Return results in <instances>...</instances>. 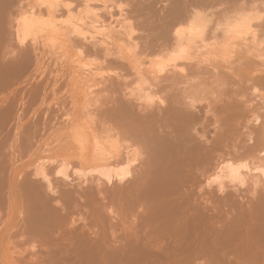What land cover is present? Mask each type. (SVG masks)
<instances>
[{
    "label": "bare ground",
    "instance_id": "obj_1",
    "mask_svg": "<svg viewBox=\"0 0 264 264\" xmlns=\"http://www.w3.org/2000/svg\"><path fill=\"white\" fill-rule=\"evenodd\" d=\"M21 1L22 3H24L23 2L24 0H20V2L18 3L15 0L11 2V3L16 2L15 4L19 5L18 9L15 6L17 10L13 6L14 7L13 10H16L15 12H17V16L19 19L13 18L16 13L11 14V12H8L9 10L14 12L12 10L13 7L11 3H10L11 9H9V7L7 6L9 2L6 4L8 9L6 8V6L4 7L3 4L1 5L2 7L0 6V9L4 7L3 8L4 10L6 9L8 10V11H4L2 9L4 13L1 12L2 10H0V14L3 13L4 16L5 15L7 16V19L4 17L5 21L8 20V16H9L7 15V12L10 15H14L12 16V18L16 20L15 22L17 24V26H15L16 37L18 41L23 45L24 41L22 40V36L20 32L21 31L23 32V29L28 30L32 26L31 18H27L26 15L27 14L35 15V13L32 10L33 8L32 6L27 10L23 5L21 6L22 4ZM248 1H250V5L256 3L255 2L256 0H253L254 2L252 0H248ZM3 2L5 3L7 1L3 0ZM168 2L169 4L172 2V4H170V6L169 5L167 6L165 4L168 8L166 6H163V9L164 7H166L167 8L166 10L165 9L162 10L161 9L162 7L157 8L158 10L160 9L159 11L163 13V15L161 16L159 14L160 12L157 13V10L156 11L154 10V7L156 6L154 2V7L152 9L154 10L153 15L156 13L159 14V16L162 17V18L159 17V20L161 19L162 22H159L158 18L155 19L156 22L158 21L157 23L155 22V20L152 21V19L155 18L157 14L154 15V17H151L152 16L151 14H150L151 16L148 15V17L150 16L149 17L150 21H148L147 16H146L147 18L144 16L145 17V18L143 17L144 21L145 19H147L146 20L147 22L145 21L146 23L143 20H142L143 22L141 21L142 18H139L142 17L141 15L142 13H138L139 15H137L136 13L137 17L136 15L134 16L133 14V16L136 19L132 18L133 16L132 17H129L127 15L123 16V20H121L120 18L121 21L117 22V25L121 29L120 31H117L119 37L117 34H116L117 37H115V35L111 36V31H110L111 29L109 28H112L114 31V27H107V25L106 26L103 25L102 22H101L102 25L101 23L100 24L97 23L99 24L98 27L99 28L101 27V29L103 30L102 32L103 33L105 32L103 35H107L105 36L107 38H104L103 36L102 39L98 38L99 39L98 40L97 38H94L96 37V35L92 37L90 34V39L94 42V43H92V41L90 42V44L92 43L91 44L92 48H90V50H87L85 49L86 47L85 46V47H80L78 49L77 66H78V61H79V65L81 66L80 62L82 63L83 59L85 58H90V57L94 58L93 60L96 62L97 60L101 59L100 64L97 62V64H94V67H92L91 69L81 70L83 75H80L82 74L80 71L81 68L80 66H78L79 67L78 70L80 72V73L78 72L79 73L78 76L80 75V77L86 76V78L87 77L90 78L88 79L91 80L89 82H92V80L94 81L96 80L97 81L95 82L96 85H99L101 82L103 84L101 85V87L103 88L109 86L106 88L107 91L105 90L106 91L105 93H107L106 96L105 93L103 94L102 92L103 89L101 90V88L98 87L99 88L98 91L101 90V93L96 90L98 92L97 94L100 93V96L103 94V96L108 98V99L105 98L106 99L105 103H104V97L101 98L103 105L107 104L106 101H108V104L105 105V107L101 104L100 108H102V111H99V115H98V111L93 109L94 111H96L97 115L96 114L95 115L97 116V118L103 116V118L102 117L99 118L102 121L105 118L103 121L105 123H103L104 126L102 128L100 126L99 127L97 126L101 124H95V125L93 124L95 129L97 127L98 131L97 130L96 131L99 134H96L95 132L96 135H94L93 137L88 136L86 132H84V129L85 127L87 128L89 124L85 125L84 123L76 120L77 118L73 119L71 117L72 119H67L70 116L66 117V121L68 120L67 122L65 121V119H63V121H58L56 119L58 121V122L56 121V123H52V121H55L54 119L46 120L42 122L43 125L42 123L41 124L39 123L40 126L42 125L44 126V128H46V126L48 127L50 126L49 129L50 130L53 129V131L52 134L51 132L49 133L51 135H47L46 137L47 139L45 140V142L48 141L49 139L51 140V138H54V140L47 143L48 145L50 144L52 146L56 144L55 142L58 143L61 142L60 136L62 135L56 136L55 134V132H57V130L59 129L58 125H61L63 127V130H66L67 132L65 136L63 135L65 137V139L62 138V140L64 139L63 142L65 143L66 139L67 140L70 139V141H67V144L63 143L62 145H67V146L69 145V147L72 149L71 151L72 153L69 152L70 153L69 154L66 153V151H63L64 148H66L67 146H60L61 144L60 145L57 144L58 148L59 147H63V148L55 149L56 147L55 148L49 147L47 148L49 152L47 155L39 156L31 163L28 162L17 165L18 164L17 161L12 162L11 169L6 167L7 165L5 161L7 159L6 157H4V153L7 155L8 153L3 152V149L5 147L4 148L2 147L4 146L3 143H1L3 138L1 139L0 155L2 152L3 154L0 157V242L5 240L6 242L11 243L13 245V248H18L17 246L21 247L22 245H26V243H29V246L31 248H34L33 252L35 254H36L35 248L38 249L41 246L43 247V245H48V247H50L51 250L50 251L51 253L48 252L50 254L47 255L46 253L47 256L45 258L44 256L40 257L38 254L37 255L39 257H37V255H34L33 252L30 254L31 256H26L27 254L26 255L24 254L25 247L23 248L22 246L21 252L20 250L18 251H15L16 249L14 250L15 253L16 254L18 253L20 256L18 257L16 256L17 257L16 259L9 258L10 262L87 264V263H110L115 260L118 261L120 260L126 263H163L171 260L163 257V254L168 250H172L174 252H183L189 249H193L202 253V256H204L203 259L204 263H230L231 257H234L237 263H264V199L259 198L256 195L254 196L253 194V197H251L253 200H251L250 198L251 203L248 202L249 200L248 199L246 200L248 204L244 206V204L242 203L243 200H240L239 198L241 202L238 200L235 201V203L233 202L232 210L230 211H229V207L227 209L224 207V206L226 207L228 206L227 202L226 203L224 202L223 203L224 206L222 205L223 207L217 205L215 210L218 209V214L212 216L209 213L212 208L211 205L206 206L203 201L205 198H207L203 194V192L205 191H203L202 188L198 190L196 188L197 186L199 187L202 181H206V183L209 186V191H208L209 195L207 199L213 198L215 196L216 189H218L219 191L224 190L225 185L222 183L219 185H215L216 183L215 179L212 178L215 177V174H218L219 172H220V176L224 177V169L226 168V166H221L219 164L220 163L219 155L221 153H225L231 150L235 152L243 150L241 148L243 146L244 147L247 146V144L244 141L247 140L246 138H244L245 136L248 138L250 142V144H248L247 146L248 149L254 148V150L257 151L258 153H261L262 149L264 150V118H263L264 116L260 117L263 114L260 115L258 112V109H260V105L264 104L262 103V101H264V45H262V48L260 47L262 44L261 42H263L264 39L263 38L264 14H262L264 13V11L263 12H261V10L258 11L256 8L258 5H256V7L254 5H252L253 7L244 5L247 3L246 0H191V1L171 0V2L169 0ZM218 3L221 4L218 5ZM233 3H235L234 4L235 7H233L234 6L232 5ZM236 3L237 5L238 4L239 5L237 6ZM245 6L247 8H250V10L246 9ZM252 11L253 13L255 12L256 13L253 15L251 13ZM150 13L152 12L150 11ZM37 14L38 15L40 14V10L38 13H36V15ZM251 14L254 17L253 16L251 17ZM2 18L3 17L1 16L0 22L2 21L1 23H3L1 27H3L5 23V21H3ZM10 18L11 16H9V19ZM217 18L223 19L224 21L223 20H221L222 22L218 21L221 24L216 23L215 21H214L215 23L212 22V20ZM251 18L252 20H254V22L257 21L256 22L258 23L257 26H259V29L262 28V30L259 29L257 30L256 29L257 26L255 24L254 25L252 24L253 27L255 26V28L253 29V31L251 30V28H253L250 24L252 23ZM149 22L150 23L153 22V26H151L152 24L150 25ZM90 23L84 22V24L89 26L90 28L89 31L90 30L93 31V29H91V24L93 22L91 24ZM114 23L112 26H114ZM147 23L150 25V26L148 25L149 27L146 26ZM210 23L216 24L215 26L216 28L214 27V30L212 31H209L210 29H213L210 27L211 26ZM94 24L95 23L92 24V28H94L93 27L95 26ZM87 26L85 27L86 30L88 28ZM243 27L248 28L247 30L246 29L244 30L248 31L250 29V31L248 32L244 31L246 33L243 34L240 33V31L243 32L242 29ZM99 28H96V30L98 29L97 31L101 35L100 32L101 30ZM219 30H221L222 32V34L220 32L221 35L217 33ZM137 31L145 34L139 33L136 36H134V34ZM207 31L209 32L207 33ZM251 31L252 33L248 34ZM259 31L260 32L262 31L261 34ZM109 32L110 35H108ZM238 32L241 36L238 35ZM90 33L92 32L90 31ZM235 33H237V36L238 37L240 36V38L247 37L249 35L248 38L250 39L252 38L250 45H252L253 47V48L249 47L250 49H253L251 50L252 60L251 57L247 59L251 61V62L249 61L247 62L249 64L247 65L250 67L248 68L247 65L245 66L247 67L245 68L247 69L246 71L249 72V77L247 76L248 79H245L246 77L244 78L242 76L244 78V79L242 78L244 81L242 82L241 81L242 79H240V81L238 79L239 83L237 79H235V81L233 80L234 76L238 78L237 76L238 74L236 75L233 74L234 71H237L238 68L236 67L235 69L233 65L235 61L237 64L241 60L237 58L238 62L237 59H235L234 62L229 61L228 63H225V65L227 64L226 69H228L229 71L227 70L228 72L226 73V71L224 72L223 70V72L228 74L229 80L231 77V82H230L227 79L228 76L227 75H226L227 77L224 76V74H221L222 71L219 70L222 68L223 65L221 67L218 66V64H216L217 61H215L213 57L215 55L216 58L217 54H220L222 51L226 50L230 46L229 37H231V35ZM205 34H208L207 37H205L206 36ZM261 35H262L261 38L262 41H260ZM83 39L88 41L89 34L88 36H86L85 33ZM95 39L97 40L95 41ZM246 40L243 42L247 43L248 41L246 42ZM252 42H255V47L257 45L256 42H258V45L260 44L259 47L261 49L256 47L259 49V51L257 50V52H255L256 48L253 46L254 44ZM249 43L250 41L247 43L248 46ZM236 44L237 43L233 45L231 44L232 45L231 49ZM95 45H100L102 49H98L97 48L98 46L96 47ZM243 46L245 45L244 44L241 45V47ZM4 47L3 49H5ZM94 47L96 49H93ZM237 49L235 48V50ZM242 49L240 48V52ZM247 52L249 53L250 51H245V52L242 51L244 55ZM208 55L210 57L212 56L213 58L208 57ZM247 55L248 57L251 56L250 53ZM247 55L245 57H247ZM23 56L24 57H22L21 54L20 57H15V59L10 60L8 62H3L0 59L2 61L0 62V85L4 83L3 79L5 78L4 80H6V78H8L10 74L16 69L19 62L21 64L25 63L26 61L25 55ZM255 59L256 60L260 59L259 63H257L258 61L256 62ZM244 60L247 61L246 59ZM253 60L256 63H253L254 62ZM138 61L141 65L144 63L148 65V68L147 69L145 68L146 70H144L147 73L146 78H145V72L143 71L144 68H139L140 65L139 67L133 65L134 62L138 64ZM230 62L233 63V65L230 64V66L231 65L233 66V69L231 67H228V64ZM243 63L241 65L246 64L245 62ZM82 65L83 66L81 67H85L87 66V63L84 62L82 63ZM127 65L136 67V69H134L135 70L134 74L137 76V77L135 76L136 80L133 79L134 77L132 76L133 70L131 71V69L133 68H131L130 66H128L129 68H131L130 75L132 77H130L131 78L130 81H129L130 78H128L129 73L125 72L126 74H128V76H125V73H122L124 70L127 71L126 70ZM105 73L108 76L107 78L108 79L110 78L109 80L105 78L104 75ZM148 74L150 78L149 86H147L148 85L147 81H149V79L147 78ZM231 74L233 76H231ZM240 75L242 74L240 73ZM243 75H247V74H243ZM76 79H79L78 81H80V78H76ZM85 80L81 82H86L87 80L86 81ZM106 80L108 83L107 86L105 84L106 82L104 83V81ZM138 80L142 84L145 83L147 89L149 88L148 89L149 91L145 90L146 94L145 96H143L144 98L138 92V98L140 99L139 97L140 95L143 99H145L146 106H144L143 101H142L143 104L142 103L138 104V100H139L138 98H137L138 99L137 104H135L134 101H133L134 103L131 102V100L129 99L131 98V96L132 99L137 97L135 95L136 93L134 94V90L136 91V89L133 88L129 91V88L131 84H133ZM228 81L230 83L232 82L237 83V86L236 84H234V86H236V89L239 88L238 84L239 86H241L242 83L245 82L246 85L250 84V86L247 85L248 87H246V90L247 88L248 90L249 89L253 90V93L255 95H253L252 100L254 101V98L256 97L262 99V101L261 99H258V102L256 101V104L257 103L260 104L259 106L258 104L256 105V108H258L257 111L256 108L255 110L253 109L255 106L251 107L249 101L244 100L246 99L245 97L243 99V95L245 94L246 91L243 94H241L242 93L241 91H243L242 87H240L237 90L239 93L236 92L235 94L236 96H234L233 94L235 93L234 91L236 90V89L234 90L235 87L228 83V87L233 88V89L230 88L233 91L230 92L231 90L228 89V87H226L227 84L225 83L226 84L225 87L227 88V90L225 89L226 92L224 91L223 88L224 82H228ZM209 83H213L215 85L214 87L212 84L214 90H217L215 92L223 96V97L217 96L222 98L221 101L228 96L226 94H230L229 95L230 98H228V100H231V103L233 101L232 96L234 100L236 99V101H234V103L232 104L228 102L227 99H226L227 101L223 100V102L220 104L221 106L220 105L217 106V100H216L217 97L215 98L213 97L216 100L215 101L214 99H212L216 103V104L214 103V105H216L218 108L217 109L215 107L217 112H215L214 111L215 109L211 107L213 103L212 104L209 103L207 105L211 107L210 110L213 109L214 111L211 112L210 110H208V112L209 113L211 112L212 114L213 113L216 114L215 115L216 119H214L213 121L209 119L210 118L209 116L208 118L207 117L205 118L201 115L202 113L201 111L205 110L204 108L205 106L203 107V104H201L200 102L199 103L202 106H199L198 99L200 97L205 98L203 96L204 95L203 92L195 93L196 89L200 90V88H197V86L198 87L202 85L204 86V84L206 88L205 90H209L208 88H210L209 86H211V84L208 85V88L206 86ZM138 84L137 86L140 85ZM104 85L106 87H104ZM132 86L134 87V85H131V87ZM193 86H195L194 88L196 89L193 90V88H191ZM217 86L218 89L216 88ZM83 87H85V85H83ZM92 87L93 86H91V88ZM213 87L211 88V90H209V94L210 93L213 94L214 92L212 90ZM91 88H90L91 93L95 92V90H92ZM143 88L141 87V89ZM188 88H191L194 92L192 91L191 94L188 93L187 91ZM220 88L223 89L222 92L224 93L219 92L221 91ZM227 91H229L230 93H228ZM257 91L259 92V94ZM108 92L116 97L111 96L110 98V94ZM116 93L118 95H116ZM199 94L202 95L200 96ZM217 94L215 93V95ZM238 94H241L239 95V98L240 97L242 98V101L240 98L241 102L238 99ZM199 100L202 101L201 99ZM259 100L261 101L260 103ZM99 102L101 103V101ZM246 102H248L249 107H251L252 109L246 106L247 105ZM242 103L244 104L246 103V105H241ZM98 107L99 106H97V108ZM107 107L108 110L106 109ZM240 107L243 108L242 110L245 111L248 110V112L246 113L245 111L242 112ZM245 107L249 108L252 111V113L250 112L249 109L247 108L245 109ZM103 108H105L108 113L106 111H105L106 113H104ZM231 108H233L234 110L232 109L231 111ZM239 110L242 112V114L245 113L246 115L250 112L249 115L250 114L253 115V116L250 115L252 117V121L250 119L252 123L250 122L251 124H249L248 128L246 127L247 129L244 128L245 127L244 122H246V120H244L243 117L239 118L240 117L239 115H241ZM87 112H89L88 109ZM229 112H231V118L227 117L230 115ZM253 112L257 113L258 115L256 114L257 116H254ZM234 113L237 114L236 119L232 120V116L235 117ZM92 114L89 115L87 114V115L90 116ZM107 114H108V118L104 116ZM2 115H0V119H3V117L1 118ZM4 115L6 114L4 113ZM66 115L68 116L70 114H66ZM87 115H85V117ZM245 115L243 114L242 116ZM213 116L214 115H212L211 119L215 117ZM62 117L63 116H61V118ZM85 117H83V119ZM91 118H94L93 115ZM105 120L108 122L106 123ZM234 120H236L238 123L235 121V124H233ZM240 121H242V124L239 123ZM2 122H4V120L0 121V128L5 126L6 123H9L6 122L2 125ZM86 122L88 123L87 120ZM212 124L215 125L213 126V129L215 130L217 128V131L211 130L210 133V128H212L210 127V125ZM30 125H32V123ZM239 125H241V127ZM242 125H244L243 128ZM247 125L248 124H246V126ZM33 126H36V124ZM19 129L21 130V128H18V130ZM237 129L238 132L235 135H238V137L240 138L239 136L241 133V131H239L240 129L243 131L241 133L242 134L241 136L243 138L240 140L241 142L239 141L238 145H235L237 143L234 142H237L236 139L238 137L235 139V136L232 135L237 131ZM247 131L248 134L246 133ZM27 133H29V131L25 133V135H27L28 137L29 134ZM20 134H22L21 131ZM210 134H211V138L209 139ZM16 136H18L17 133H15L14 137L16 138ZM20 136L21 135H19V137ZM30 137L28 140L25 141L28 142L29 140L31 141L34 139V138L30 139ZM58 137H60V139H58ZM8 138L11 137L8 136ZM91 138L96 139L93 146H90ZM231 138H234L232 143H231L232 140ZM19 139L17 137V140ZM17 140L15 139V141ZM20 140L22 141V139ZM242 140L244 141V144H242L243 143ZM3 141L7 142V140L4 139ZM27 142L26 143L23 142L26 147L28 144ZM12 143H14L13 140ZM108 143L112 144L114 147H116V144L119 143V146L123 147L121 148V150L123 149L124 151L123 152L121 151V153L119 152V154L121 155L118 158L115 157V159L112 160L113 158L111 159V157H108L107 150L110 147L107 150H105L106 148H104V146H106ZM240 143L243 146H241ZM33 144L35 145L36 143ZM112 145H108V146L113 147ZM28 146L30 147L31 145L28 144ZM26 147H24L23 149L25 150ZM30 148L33 147L31 146ZM70 148H68V150ZM247 148H245L244 150H247ZM23 149H20V152L21 150L23 151ZM20 157L22 156L20 155ZM8 159L11 162L12 159L9 157ZM30 165H33L32 166L33 169L31 170L28 168L30 167ZM7 168L10 170H8ZM244 168H246V171L247 170L249 171L250 167L248 168L245 165ZM227 170L230 171L235 181H237V184L243 186L248 181L247 176L250 175L248 174L249 172L247 174H243L241 172L242 170L240 171L239 168H234L232 164L228 165ZM254 170L260 171L259 172L260 175L264 176V168H262L261 166L258 165L255 168H250L251 172ZM92 171L97 172L99 176L98 177L94 176L95 178L93 176L90 177L89 174ZM74 174L78 176L75 177ZM72 175L74 177H72L71 179L70 177ZM100 175L104 176L105 178L104 177L101 178ZM251 175L253 176L254 174ZM256 176L257 175H254L253 177ZM77 178L79 179V182L77 183L80 186H82L81 184H83V182L85 183L86 181H88L86 182L88 184L89 180H91L89 185L91 183L93 184L92 181L94 182L96 181V183L98 182V184L101 186L103 184H107V185L110 183L111 185L115 184L116 186L115 185L114 186L116 188L118 187L119 189L124 188L121 192L125 191V193L129 198L131 197L134 198V201L135 198L139 195L140 196L138 197L139 201L142 199L143 207L146 209L145 211L144 210L143 211L147 214L146 220H143V222L146 221L144 225L146 226V228L147 227L150 228L151 236H149V233H147L148 236L147 235L139 236V233L136 231H134L136 232L134 233L132 230H135L136 228L138 230L139 224H141L142 221L141 223L137 222L138 223L137 227L135 226L136 223L133 222L132 224H134L135 228L131 230L132 234L127 233L128 229L126 228L127 232L124 234H127L126 237L129 235L127 237L128 239L123 237L126 239L125 243L122 242L123 243L122 245L116 246L113 249L115 253H113L112 256H109L108 251L105 248H103L102 241L104 239L97 238L96 237L97 233H95L96 236L93 233V235L96 237L93 240H91L89 237L86 236L87 239H90L87 240L85 236H78L79 235L78 234L76 235V237L73 236L71 238L70 237L67 238L68 240H66L65 242H60L57 240H55L54 242L53 235L55 234L54 232H57L56 228L58 230L59 225L61 224L64 225L65 221H69L66 218L67 215L65 214V212L63 211L64 214H62V212L59 211L60 209H62V207L60 208V205L57 206L60 203V201L58 200L60 197H62L63 199L65 197H69L68 196L69 191L68 190L64 191L66 189H69L65 185H68L71 181L76 180ZM68 179H71L70 182L67 181ZM249 179H251L250 176ZM60 184H62V186ZM59 185L61 186V188L65 186L62 193L59 192L60 190H56L57 187H59ZM253 186H254V190L252 189L253 187H251L250 189L253 190V193L254 192L258 193V191H256L258 190L257 186H259L258 182L255 181ZM73 187H74V183H73ZM232 191L235 193V196L236 193L238 194L240 192L239 195L241 194V190L237 186H234ZM58 192H59L58 195L59 198L57 200L55 193ZM136 192H138L137 195L135 194ZM125 193H123L122 195H124ZM130 194L132 195L131 197L129 196ZM62 198L60 199L64 201ZM138 198H136L137 201ZM55 199L59 202L58 204L56 203L57 201ZM123 199L127 200L128 198L124 197ZM131 199L128 200L130 201ZM54 202L57 205H55ZM65 202L67 201H64V204ZM68 203L69 202H67V204ZM206 203L208 204V202ZM61 204L63 203L61 202ZM4 207L10 211L9 214L14 210L18 211L19 216L25 214L23 215V217H20L21 219L20 222L21 221L23 222L18 227V229L12 230L13 228H11L10 223H8V217H6L7 219H5L4 217L6 215L3 217V215L1 214V211L5 209ZM66 208L68 207L65 206L63 210L65 209L66 213L68 214L69 210H67ZM71 211L74 210L71 209ZM139 213H141V211ZM219 217L222 218L221 221ZM24 221L26 222L25 226H23ZM67 224L69 223L67 222ZM16 225L18 226V223L15 224V226ZM63 225H61V227ZM144 225L141 224L140 226L145 227ZM245 225L247 226V228L250 229H247ZM61 227H59L60 230ZM236 229H240V230L236 231L237 232L236 233L235 232ZM139 231L141 232V229H139ZM59 234L58 235L56 234V237L59 236ZM67 235H65V237ZM57 239L58 240L61 239V241H64L65 238L63 236V237H58ZM47 250L49 249L47 248ZM230 254L232 256H230ZM190 258H186V257L178 258L176 259V262L179 261L180 263H191L197 260L194 258L191 259Z\"/></svg>",
    "mask_w": 264,
    "mask_h": 264
},
{
    "label": "rangeland",
    "instance_id": "obj_2",
    "mask_svg": "<svg viewBox=\"0 0 264 264\" xmlns=\"http://www.w3.org/2000/svg\"><path fill=\"white\" fill-rule=\"evenodd\" d=\"M4 1H7V2H3V0H1L0 1V6L3 4L4 5V7L6 6V4H7V6L9 7V9H11V4H12V7L14 6H16L17 7V9H18V7H19V5H17V4H15L16 2L18 3V2H20V0L18 1V0H15L16 2L15 3H11L12 1H14V0H10V1H8V0H4ZM153 0H24L23 2L24 3H22V1H21V3H19V4H21V6L23 5L24 7H25V9L27 10L28 8H31V6L33 7L32 8V10H33V12L35 13V15L34 14H27L26 16H27V18H31V22H32V26L28 29V30H24L23 29V32L21 31L20 32V34H21V36H22V40L24 41L23 42V45L18 41V39H17V37H16V27L15 26H17V24H16V20H14L15 18L16 19H19L18 18V16H17V12H15L17 9H16V7H15V9L16 10H13L14 9V7L12 8V10L14 11V12H12V11H8L7 9H8V7L6 6V10H4L3 8V10L4 11H8V12H11V14L12 13H16L15 14V16L14 15H10L8 12H7V15H9V16H11V18H12V16H14L12 19L10 18L9 19V16H8V20L7 21H5V18L7 19V16L5 15L4 16V12H3V10L2 9H0V10H2L1 12H3V13H1L0 14V18H1V16L3 17L2 19H3V21H5V23H4V26L3 27H1V25H3V23H1L0 24V27H1V29H0V59L3 61V62H8V61H10V60H13V59H15V57H20V55L22 54V57H24L23 55H25V63L22 65L20 62L18 63V66L16 67V69L10 74V76L8 77V78H6V80H4L3 79V81H4V83H2L0 86V115H2L1 116V118L3 117V119H0V121H2V120H4V122H2V125L4 124V123H6V122H9V123H6V127L5 126H3L4 127V130H3V127L2 128H0L1 130H0V142H1V139L3 138L4 140H7V142L6 141H3V139H2V142L1 143H3V145L4 146H2L4 149H3V152H6V153H8V155L7 154H5L4 153V157H6V161H5V163H6V167H8V168H10L11 169V166H12V162H15V161H17L18 162V164L17 165H19V164H23V163H28V162H33V160H35V159H37L39 156H42V155H47L49 152H48V149L47 148H52V147H56L55 149H61V148H63V147H57L58 145L57 144H61L60 146H67V145H62L64 142V139H65V134H67V132H66V130H63V127L61 126V125H58V130H57V132H55V134H56V136H60V135H62V136H60L61 137V139H60V137H58V139H60L61 140V142L60 143H58V142H55L56 144H54V142H53V144L54 145H48L47 143H49L50 141H52V140H54V138H51V140L49 139L48 141H46L45 142V140L47 139L46 137H47V135H51L52 134V131H53V129H49V127L48 126H46V128H44V126H42L43 125V123L42 122H44V121H46V120H55V121H52V123H56V121L58 120V121H63V119H65V121H66V117H69V118H67V119H76V120H78V121H80V122H82V123H84L85 125H88V127L86 128L85 127V129H84V132H86V134L88 135V136H91V137H93L94 135H96V134H99L97 131V127H96V129H95V127H94V125L95 124H101V125H97L98 127L100 126L101 128L104 126V124L103 123H105V122H103L104 121V119H103V121L102 120H100L99 118H103V116H101V117H99V118H97V114H96V111H98V115H99V111H102V108H100V106H101V104H102V99L101 98H103L104 97V103H105V98H107V97H105L106 96V94L107 93H105L107 90H106V88L107 87H109V86H107L108 85V83H107V80L106 81H104V83L106 84V86L104 85V87H106V88H103V87H101V85H103L101 82H100V86L99 85H96V83L95 82H97L96 80L94 81V80H92V82H89V81H91V80H88V79H90V78H86V76H84V77H80V75H83V73H82V71L81 70H83V69H91L92 67H94V64H97V62L100 64V61H101V59L100 60H97V62L96 61H94L93 59L94 58H85V59H83V61H82V63H84V62H86L87 63V66H85V67H81V66H83L82 65V63L80 62V64H81V66L79 65V61H78V66H80V71H81V73L82 74H80L79 76H78V74L80 73L79 72V70H78V66H77V53H78V49L80 48V47H85V49H87V50H90V48H92L91 47V44L92 43H94L91 39H90V34H91V36L92 37H94V35H96V37H94V38H100V39H102L103 38V36H104V38H107V37H105V36H107V35H103L104 33L102 32L103 30L101 29V27L99 28L98 27V25L102 22L103 23V25H107V27H114V31H113V29L112 28H109V29H111L110 31H111V36L112 35H115V37H117V31H120L121 29L119 28V26L117 25V22H119V21H121V20H123V16H129V17H132L133 16V14H134V16L136 15V13H137V15H139L138 13H142L141 15H142V17H139V18H142L141 19V21L143 20L144 21V18L147 16L148 17V15H150L151 17H154V15H156L158 12H160L157 8H161L162 10H166L168 7V5L170 6V4H172V2H171V0H170V4H169V0H158V1H153ZM188 1H191V0H188ZM248 0H246V2H247ZM253 1V0H252ZM3 2V3H2ZM154 2H155V4H156V6L154 7ZM254 2V1H253ZM253 2H251V3H253ZM256 3L255 4H251L250 5V1H248L246 4H244V5H246V6H251V7H253L252 5H254L255 7H256V5H260L259 6V9H258V6L256 7L257 8V10L258 11H260L261 10V12H263L264 11V8H263V3H264V0H256L255 1ZM260 2V3H259ZM11 3V4H10ZM168 3V4H167ZM259 3V4H258ZM15 4V5H14ZM144 4V5H143ZM150 4V5H149ZM151 4H152V6H151ZM167 6H166V5ZM219 4H221V3H218V5ZM235 3H233L232 5H234ZM147 5V6H146ZM217 5V4H216ZM231 5V6H232ZM236 5H237V3H236ZM239 5V4H238ZM237 5V6H238ZM262 5V6H261ZM163 6H166V7H164V9H163ZM222 6V5H221ZM224 6H226V5H224ZM245 6V8L246 9H249L250 10V8H247ZM2 7V6H1ZM153 7H154V10L156 11L157 10V13L156 14H154L153 15V13H154V10H152L153 9ZM217 7H219V6H217ZM233 7H235V5L233 6ZM254 7V8H255ZM139 8V9H138ZM219 8H221V7H219ZM253 8V9H254ZM31 10V9H30ZM34 10H36V11H34ZM38 10V11H37ZM39 10H40V14L38 15H36V13H38L39 12ZM152 12V13H150V11ZM161 10V11H162ZM252 10V9H251ZM141 11V12H140ZM143 11V12H142ZM149 11V12H148ZM254 11H256V10H254ZM164 12V11H163ZM250 12V11H249ZM6 13V12H5ZM145 13V14H144ZM149 13V14H148ZM162 12H160L159 14H160V16L161 15H163V13L161 14ZM253 15L256 13H253V11L251 12ZM3 14V15H2ZM123 14V15H122ZM159 14H157L158 15V17H157V15H156V17L155 18H151L152 19V21H154L155 19H157L158 18V21L159 22H162L161 21V19L159 20ZM251 14V17L253 16ZM261 14V13H260ZM262 14H264V13H262ZM137 15H136V17H137ZM122 16V17H121ZM132 17V18H135V17ZM145 16V17H144ZM149 16V17H150ZM5 17V18H4ZM144 17V18H143ZM146 17V18H147ZM149 17H148V21H150L149 20ZM254 17V16H253ZM33 18V19H32ZM111 18V19H110ZM120 18H121V20H120ZM160 18H162V17H160ZM99 19V20H98ZM109 19V20H108ZM119 19V20H118ZM136 19V18H135ZM13 20V21H12ZM98 20V21H97ZM115 21V23H114V21ZM147 19H145V21H146ZM221 20H223V19H214V20H212V22H216V23H219ZM250 20V19H249ZM251 20H252V18H251ZM34 21V22H33ZM142 21V22H143ZM144 21V22H145ZM157 21V22H158ZM219 21V22H218ZM224 21V20H223ZM84 22H87V23H95L94 25L95 26H93L94 28H92V24H91V29H93V31L92 30H90L92 33H90V31H89V26H87L86 24H84ZM110 22H113L114 23V26H112L113 25V23H110ZM147 22V21H146ZM145 22V23H146ZM155 22H156V20H155ZM156 22V23H157ZM214 22V23H215ZM222 22V21H221ZM249 22H251V21H249ZM257 22V21H256ZM256 22H254V20H252V23H250L251 24V26L253 27V25L255 24L256 26L258 25V23H256ZM97 23H99V24H97ZM102 23H101V25H102ZM105 23V24H104ZM149 24L151 25V26H153V22L152 23H150L149 22ZM148 23H147V27H149L150 25H149ZM219 24H221V23H219ZM253 24V25H252ZM110 25V26H109ZM116 25V26H115ZM149 25V26H148ZM155 25V24H154ZM210 27L211 28H213V29H208L209 31H212V30H214V27L216 26V24H212V23H210ZM88 27L87 28V30H86V28L85 27ZM97 26V27H96ZM116 27V28H115ZM119 29H118V28ZM208 27H209V25H208ZM258 27V28H257ZM256 27V29L258 30L259 29V26H257ZM85 28V29H84ZM96 28H99L101 31V35H100V33H98V29L96 30ZM216 28V27H215ZM249 28H250V26H249ZM255 28V26L253 27V28H251V30L253 31V29ZM95 29V30H94ZM243 29V32L242 31H240V33H246V32H248V31H250V29L248 30V31H246L248 28H246V27H243L242 28ZM244 29H246V30H244ZM264 29V28H263ZM108 30V29H107ZM259 30H262V28L261 29H259ZM109 31V30H108ZM116 31V32H115ZM209 31H207V33L209 32ZM244 31H246V32H244ZM252 31L251 32H249L248 34H250V33H252ZM107 32V31H106ZM138 32V31H137ZM135 33L134 34V36H136L137 34H139V33H141V32H138V33ZM220 32H221V30H219L217 33H219V35H221L222 34V32H221V34H220ZM260 32V31H259ZM262 32V31H261ZM261 32H260V34H261ZM86 33V36H88V34H89V39H88V41H86V40H84L83 39V36H84V34ZM107 34V33H106ZM117 34V35H116ZM141 34H145V33H141ZM247 34V35H248ZM259 34V33H258ZM98 35V36H97ZM108 35H110V32H109V34ZM206 36L205 37H207V35L208 34H205ZM210 35V34H209ZM238 35H240L239 34V32H238ZM246 35V36H247ZM233 36V37H232ZM241 36V35H240ZM240 36L238 37L237 36V33H235V34H232L231 35V37H229V47L226 49V50H224V51H222L220 54H217L216 55V58H217V60H216V58H215V55L213 56L214 57V60L215 61H217L216 62V64H218V66H222V70L221 69H219L220 71H222L223 72V70H224V72L226 71V73L229 71L228 69H226V65H225V63H228L229 61H232V62H234L235 61V59H239V60H241L239 63H240V65H239V63H237L236 64V61H235V63H234V65H233V63H229L228 64V67H231L232 69H233V66H234V68L236 69V67L238 68L237 69V71H234V75H236V74H238L237 76H238V78L237 77H233V80L235 81V79H237V81H238V79H239V81H240V79H242L243 77L245 78V79H248V77H249V72H247L246 70L247 69H245V68H249L250 66H248L249 64L247 63L249 60H247L248 58H250L251 57V60H252V55H251V50H253V49H250L251 47H252V45H250L251 44V41H252V38L250 39V38H248L249 37V35L247 36V37H241L240 38ZM243 36V35H242ZM244 36H245V34H244ZM263 36H264V32H263ZM118 37H119V35H118ZM234 37H235V39H234ZM238 37V38H237ZM252 37V36H251ZM94 38H93V40H94ZM208 38H209V36H208ZM208 38H205V39H208ZM233 38V39H232ZM242 38H243V40H242ZM246 38H247V40H246ZM262 38V35L260 36V39ZM264 38V37H263ZM97 39H95V41L97 40ZM250 39V40H249ZM259 39V40H260ZM99 40V39H98ZM109 40V39H108ZM246 40V42L248 41H250V43H249V46H248V42L247 43H245V42H243V41H245ZM92 41V43L90 44V42ZM260 41H262V39L260 40ZM243 42V43H242ZM235 43H237L235 46H233L232 47V49H231V46L233 45V44H235ZM242 43V44H241ZM254 45V47H255V42H252ZM257 43V45H256V47H258L259 49H261L262 48V45H264V39H263V42H261L262 44H261V46H260V44L258 45V42H256ZM84 44V45H83ZM232 44V45H231ZM245 45V46H243V47H241V45ZM83 45V46H82ZM238 45V46H237ZM246 45H247V47H246ZM5 46V47H4ZM7 46V47H6ZM93 46V45H92ZM98 49H102L101 48V46L100 45H95ZM100 46V47H99ZM261 48H260V47ZM2 47V48H1ZM3 47L5 48V49H3ZM242 49L241 50V52H240V48ZM250 47V48H249ZM255 47V48H256ZM235 48L239 51H237V50H235ZM246 48V49H245ZM253 48V47H252ZM258 48H256V51L255 52H257V50L259 51V49ZM3 49V50H2ZM93 49H96L95 47L93 48ZM103 49H104V46H103ZM229 49V50H228ZM250 49V50H249ZM86 50V51H87ZM235 50V51H234ZM250 51L249 53H250V55L251 56H249L248 57V55L247 54H249L248 52L247 53H245V55H244V53H242V51L243 52H245V51ZM137 51V50H136ZM3 52V53H2ZM236 53V54H235ZM238 53H239V55H238ZM2 54V55H1ZM210 55V54H209ZM208 55V57H210ZM247 55V57H245ZM245 58H244V57ZM101 57V56H100ZM212 56L210 57V58H213ZM235 57V58H234ZM241 57H242V59H241ZM28 58V59H27ZM103 59V58H102ZM238 59H237V62H238ZM244 59H246L247 61H245ZM254 59V58H253ZM0 60V62H2ZM23 61V62H24ZM219 61V62H218ZM225 61H227V62H225ZM245 62L246 64L245 65H241L243 62ZM254 61V60H253ZM255 61L257 62V63H259V61H260V59H258V60H256L255 59ZM253 62V63H256V62ZM181 62V61H180ZM249 62H251V61H249ZM17 63V62H16ZM103 64H105V63H103ZM133 64V63H132ZM230 64H232L231 66H230ZM244 64V63H243ZM248 64V65H247ZM133 65H135L136 67H139V65H140V67L139 68H144L143 69V71L144 70H146L147 68H148V65L147 64H140L139 63V61H138V64L136 63V62H134V64ZM236 65V66H235ZM239 65V66H238ZM247 65V67H245ZM128 66H130V65H127L126 67V70L127 71H123L122 73H125V72H128L129 73V77L128 78H130V77H132V76H134L133 77V79H135L136 80V75L134 74V69H136V67L135 66H130L131 68H133V69H131V68H129ZM145 66V67H144ZM225 66V67H224ZM146 68V69H145ZM129 69V70H128ZM130 69H131V71L133 70V73H132V76L130 75ZM234 69V70H235ZM228 70V71H227ZM87 71V70H86ZM85 71V72H86ZM220 71H219V73H220ZM239 71V72H238ZM248 71H249V69H248ZM79 72V73H78ZM145 72V71H144ZM221 72V74H224V76H228V74H226V73H222ZM236 72V73H235ZM245 72H247V73H245ZM229 73H231V72H229ZM240 73L242 74V75H240ZM112 74V73H111ZM146 72H145V78H146ZM243 74H247V75H243ZM105 75V78L106 79H108L107 77V75H106V73L104 74ZM78 76V77H77ZM125 76H128V74H126L125 73ZM136 76V77H135ZM226 76V77H227ZM231 76H233L232 74H231ZM239 76H241V77H239ZM243 76V77H242ZM248 76V77H247ZM76 78H80V81H78L79 79H76ZM83 78V79H82ZM85 78H86V80L88 81H86L85 80ZM147 78L149 79V81H147V83H148V85L147 86H149V83H150V78H149V74L147 75ZM243 78V79H244ZM110 79V78H109ZM108 79V80H109ZM227 79L229 80V76L227 77ZM241 80L242 82L244 81V80ZM86 81V82H81V81ZM100 80V79H99ZM99 80H98V82H99ZM131 80V78L129 79V81ZM147 80V79H146ZM2 81V82H3ZM101 81V80H100ZM230 82H231V77H230V80H229ZM224 82V86H223V88H224V91L226 92V90H227V88L226 87H228V83L230 84V85H232V86H234V84H236V86H237V83H230V82ZM239 81H238V83H239ZM247 81V80H246ZM137 82V83H136ZM136 82H134L133 84H131V85H134V87L132 86L131 87V85H130V88H129V91L131 90V89H136V91L134 90V94L137 96V97H135L134 98V95H133V98L135 99H132V96H131V98H129L130 100H131V102H135V104H137V100L139 99L138 98V92L140 93V95H142V97L143 96H145V92L149 89H147V86L145 85V83L144 84H142L139 80L138 81H136ZM138 82H139V84H138ZM144 82H146V81H144ZM248 82V81H247ZM250 82V81H249ZM86 83V84H85ZM90 83H92V84H94V85H92V84H90ZM214 83V82H213ZM213 83H209V84H207L206 86H207V88H208V85H210L211 84V86H212V84ZM227 85H226V84ZM246 83V82H245ZM245 83H242V85L241 86H239V84H238V87L240 88V87H242L243 88V91H241L240 93L241 94H243L245 91V94L243 95V99H244V97L246 98V99H244L245 101L247 100V101H249V104H250V106L252 107V106H255L253 109L255 110V108H256V105L258 104H256V101L258 102V99H261V98H259V97H256V98H254V101L252 100L253 99V95H255L254 93H253V90H251V89H249L248 90V88H247V90H246V87H248L247 85H249L250 86V84H245ZM90 84V85H89ZM136 84V85H135ZM137 84L140 86H137ZM217 84V83H216ZM83 85H85V87H86V89H88V90H86L85 89V87H83ZM90 86V88H91V86H93L91 89L92 90H95V92H93V93H91V90H90V88H89V86ZM143 85V86H142ZM144 85H145V87H144ZM218 85V84H217ZM221 85V84H220ZM225 85H226V87H225ZM229 85V86H230ZM137 88H136V87ZM211 86H209L210 88H208L209 90H211V88L214 86L215 87V85L213 84V86L211 87ZM221 86V87H222ZM236 86H234L235 88H234V90L236 89ZM83 87V88H82ZM88 87V88H87ZM101 88V90H102V92H103V94L105 93V96H103V94L100 96V93H101V90L100 91H98L99 90V88ZM141 87L144 89H141ZM195 86H193V87H191V88H193V90L194 89H196V88H194ZM214 87H213V91L215 92V91H217V90H214ZM220 87V86H219ZM191 88H188V93H192V89ZM197 88H200V90H198V89H196L195 90V93H202L203 92V96L205 97V98H199V99H201L202 101H200L199 99H198V103L200 102L201 104H203V107L205 108V110H203V111H201L202 113H201V115L203 116V117H207L208 118V116L210 117L209 119L211 120V121H213L214 119H216V114L215 113H211L212 111H213V109H211L210 110V108L212 107V108H214L215 109V107L217 108V106H219L222 102H223V100L224 101H227L228 100V98H230L229 97V95L230 94H226V95H228L227 97H225L222 101H221V97H223V96H221V94L219 95V93L217 94V92H215L217 95H215V93L213 92V91H211V92H213V94H209V90H205L206 88H205V84H204V86L202 85V86H197ZM217 89H218V86L216 87ZM231 87H228V89H230ZM238 88V89H239ZM252 88V87H251ZM83 89V90H82ZM109 89V88H108ZM190 89V90H189ZM226 89V90H225ZM231 89H233V88H231ZM230 89V90H231ZM238 89H236L234 92V96H236L235 94H236V92L237 93H239L237 90ZM100 92L99 94H97L98 92ZM106 90V91H105ZM138 90V91H137ZM146 90V91H145ZM220 90L221 91H219V92H222L223 91V89H221L220 88ZM109 91V90H108ZM127 91V90H126ZM125 91V92H126ZM141 91V92H140ZM149 91V90H148ZM208 93H207V92ZM90 92V93H89ZM128 92V91H127ZM194 92V91H193ZM228 93H230V92H233L232 90L229 92V91H227ZM252 92V93H251ZM256 92V91H255ZM258 92V91H257ZM109 93V92H108ZM222 93H224V92H222ZM95 94V95H94ZM110 94V93H109ZM109 94H108V97H109ZM189 94V95H190ZM241 94H238V99H239V101H240V98H239V95H241ZM257 94V93H256ZM258 94H259V92H258ZM257 94V95H258ZM116 95H118L117 93H116ZM139 95V97H140V99L138 100V104H140V103H142V101H143V103H144V106H146L145 105V99H143L141 96ZM197 95V94H196ZM200 96L202 95V94H199ZM198 95V96H199ZM225 95V96H226ZM232 95V94H231ZM247 95V96H246ZM256 95V96H257ZM97 96V97H96ZM99 96V97H98ZM111 96H113V95H111L110 94V98H111ZM188 96V95H187ZM191 96V95H190ZM217 96H221V97H217ZM113 97H116V96H113ZM112 97V98H113ZM215 97H217V106L216 105H214V103H215V99L214 98ZM255 97V96H254ZM109 98V99H110ZM138 98V99H137ZM183 98V97H182ZM236 98V97H235ZM108 99V98H107ZM189 99V98H188ZM212 99H214V100H212ZM227 99V100H226ZM211 100H212V102H211ZM232 103H234V101H236V99L234 100L233 99V96H232ZM243 100V101H244ZM99 101H101V103L99 102ZM186 101H188V100H186ZM190 101H191V99H190ZM241 101H242V98H241ZM240 101V102H241ZM244 101V102H245ZM261 101H262V99H261ZM260 100H259V103L261 102ZM133 102V103H134ZM228 102H230L231 103V100H228ZM239 102V103H240ZM97 103V104H96ZM106 103L108 104V101H106ZM142 103V104H143ZM198 103H196V104H198ZM199 103V106H202L201 104ZM209 103H213V105H211V107L210 106H207ZM224 103H226V102H224ZM223 103V104H224ZM231 103V104H232ZM237 103V102H236ZM239 103H238V105H239ZM246 103H247V105H246ZM245 104L244 103H242L241 105H246V106H248L249 107V105H248V102H246ZM253 103V104H252ZM262 103H264V101H262ZM107 104H105V105H107ZM110 104V103H109ZM216 104V103H215ZM228 104V103H227ZM84 105V106H83ZM103 105V104H102ZM105 105H103L104 107H105ZM111 105V104H110ZM225 105V104H224ZM260 104H258V106H259ZM91 106V107H90ZM97 106H99L98 108H97ZM112 106V105H111ZM221 106V105H220ZM262 106V107H261ZM264 104H261L260 105V109H258V108H256V111H257V109H258V112H259V114L261 115V114H263V115H261L260 117H262V116H264ZM11 107V108H10ZM94 107V108H93ZM251 107H249L250 109H252ZM8 108V109H7ZM12 109V110H10V109ZM70 108V109H69ZM100 108V109H99ZM221 108V107H220ZM241 108V111L243 112V111H245V110H242L243 108H244V106H243V108L242 107H240ZM247 107H245V109H246ZM249 108H247V109H249ZM87 109L89 110V112H87ZM90 109H91V111H90ZM96 110V111H94V110ZM99 109V110H98ZM107 110H108V107L106 108ZM106 109L105 108H103V110H104V113H106L107 111H106ZM203 109V108H202ZM218 109V108H217ZM230 109V108H229ZM232 109L233 108H231V111H232ZM249 109V110H250ZM9 111V112H7V111ZM206 110H207V112H206ZM208 110H210L211 112L209 113L208 112ZM234 110V109H233ZM95 113H94V112ZM106 111V112H105ZM215 112H217V110L215 109L214 110ZM213 111V112H214ZM240 111V110H239ZM240 111V113H241V115H239L240 117L239 118H241V117H243V119L244 120H246V122H244L243 124L245 125V127H244V125H242V128L244 127V128H248V126H249V124H251L252 122V117L250 116V115H252V114H250L249 115V113L251 112L252 113V111L250 110V112L248 113V114H246L245 115V113L246 112H248V110L247 111H245V113H243L245 116H242L243 114H242V112ZM255 111V112H256ZM2 112V113H1ZM6 114V115H4V113ZM70 112V113H69ZM85 112H87V113H85ZM94 113V114H92V113ZM219 112V111H218ZM235 112V111H234ZM255 112H253L254 113V116H257L258 114L257 113H255ZM261 112V113H260ZM102 113V112H101ZM108 113V112H107ZM229 113H230V115H229ZM228 113V115L229 116H227L228 118H231V112H229ZM233 113V112H232ZM63 114V115H62ZM66 114H70V115H66ZM74 114V115H73ZM89 114H92L93 115V117L94 118H91L92 117V115H90V116H88ZM96 114V115H95ZM103 114V113H102ZM217 114H219V113H217ZM235 114V113H234ZM257 114V115H256ZM9 115V116H8ZM58 115H59V117H58ZM71 115H73V116H71ZM85 115H87L86 117H85ZM101 115V114H100ZM212 115H214L213 117L214 118H212L211 119V117H212ZM226 115V114H225ZM236 115L237 114H235L234 116L235 117H233L232 116V120L233 119H236ZM61 116H63L62 118H61ZM75 116H77V117H75ZM106 118H108V114L107 115H104ZM201 116V117H202ZM253 116V115H252ZM9 117H10V119H9ZM72 117V118H71ZM81 117V118H80ZM83 117H85L84 119H83ZM96 117V118H95ZM226 117V118H227ZM59 118V119H58ZM205 118H203V119H205ZM238 118V117H237ZM245 118H247V119H245ZM264 118V117H263ZM7 119V120H6ZM9 119V120H8ZM21 119V120H20ZM23 119V120H22ZM57 119V120H56ZM61 119V120H60ZM80 119V120H79ZM88 121V123L86 122V120ZM92 121H91V120ZM250 119H251V121H250ZM253 119H254V117H253ZM84 120V121H83ZM95 120V121H94ZM231 120V119H230ZM239 120V119H238ZM241 120V119H240ZM243 120V121H244ZM20 121H21V123H20ZM57 121V122H58ZM68 121V120H67ZM66 121V122H67ZM106 121V120H105ZM211 121H210V123H211ZM235 121L236 120H234V123L233 124H235ZM248 121V122H247ZM17 122V123H16ZM30 122V123H29ZM38 123V126H37V123ZM94 122V123H93ZM108 121H106V123H107ZM237 122V121H236ZM251 122V123H250ZM32 123V125H30ZM42 123V125L40 126V124ZM238 123V122H237ZM239 123H241L242 124V121H240ZM21 126H19V125ZM36 124V126H33V125H35ZM94 124V125H93ZM246 124H248L247 126H246ZM8 125V126H7ZM29 125H30V127H29ZM17 126H18V128H21V130L19 129L18 130V128H17ZM29 128V130H28V128ZM32 126V127H31ZM89 126H90V128H89ZM213 126H215V125H210V127H212V128H210V133H211V130L212 131H217V128L214 130L213 129ZM240 127H241V125H239ZM14 127V128H13ZM94 127V128H93ZM42 128V129H41ZM44 128V129H43ZM66 128V127H65ZM101 128H99V129H101ZM246 128V129H247ZM14 129V130H13ZM18 131H17V130ZM24 129H26V130H24ZM39 129V130H38ZM46 129V130H45ZM48 129V130H47ZM63 131H62V130ZM92 130V131H90V130ZM245 129V130H246ZM12 130V131H11ZM24 130V131H23ZM50 130V131H49ZM61 130V131H60ZM97 130V131H96ZM244 130V129H243ZM20 131L22 132V134H20ZM29 131V133H27V134H29L28 135V137H27V135H25V133L26 132H28ZM36 131V132H35ZM39 131V132H38ZM45 131H46V133H45ZM235 131V130H234ZM239 131H241V133L243 132L242 130H240L239 129ZM24 132V133H23ZM33 132H35V133H33ZM51 132V134H49ZM66 132V133H65ZM95 132H96V134H95ZM100 132V131H99ZM237 132H238V129H237V131L232 135V136H235V139L238 137V135H235V134H237ZM8 133H10V134H8ZM12 133V134H11ZM15 133H17V135L18 136H16V138L14 137V135H15ZM19 133V134H18ZM31 133V134H30ZM44 133V134H43ZM58 133H60V134H58ZM92 133V134H91ZM240 133V132H239ZM240 133V138L238 137L237 139H236V141L237 142H234V143H237V144H235V145H238V143H239V141L243 138ZM247 134H248V131L246 132ZM14 134V135H13ZM212 134H214V133H212ZM245 134V133H244ZM246 134V135H247ZM12 135V136H11ZM19 135H21L20 137H19ZM36 135V136H35ZM39 135V136H38ZM64 135V136H63ZM101 135V134H100ZM6 136V137H5ZM8 136L9 137H11V138H8ZM31 136V137H30ZM33 136V137H32ZM44 136V137H43ZM245 136V135H244ZM17 137H18V139L20 138V139H22V141L24 142V143H26L27 141H25V140H28L29 139V137H30V139L32 138H34L33 140H29L27 143L29 144V145H31L33 148H30L29 146H28V144H27V147L29 148H27L26 146H25V144L19 139V140H17ZM24 138V139H23ZM42 138V139H41ZM62 138H64L63 140H62ZM211 138V134H210V136H209V139ZM244 138H246L247 140H244L245 141V143L247 144V146H248V144H250V142H249V140H248V138L245 136ZM9 139V140H8ZM15 139L17 140V141H15ZM37 139V140H36ZM232 140H231V143H232V141H233V139L234 138H231ZM12 140L14 141V143H12ZM94 140V141H93ZM242 140V141H243ZM33 141V142H32ZM35 141V142H34ZM67 141H70V139H66V141H65V143L67 144ZM96 141V139H94V138H91V142H90V146H93V144H94V142ZM235 141V140H234ZM244 141H243V143L242 144H244ZM246 141H248V142H246ZM17 142V143H16ZM241 142V141H240ZM33 143H36L35 145L33 144ZM39 143V144H38ZM64 143V144H65ZM12 144V145H11ZM21 144V145H20ZM241 143H240V145L241 146H243ZM245 144V145H246ZM11 145V146H10ZM108 145H112V144H110V143H108L106 146H104V148H106L105 150H107L109 147V151L107 150V153H108V157H111V159L112 160H114L115 159V157L116 158H118L121 154H119V152L121 153V151L123 152L124 150L122 149L121 150V148H123V147H121V146H119V143L118 144H116V147H114L113 145V147H114V149H113V147H111V146H108ZM21 146V147H20ZM26 147L27 148V150H26V148H25V150L23 149L24 147ZM48 146V147H47ZM247 146L246 147H242L241 149H243V150H241V151H228V152H225V153H221L220 155H219V158H220V165L221 166H226V168L224 169V177H222V176H220V172L218 173V174H215V177H212V178H214L215 179V185H219V184H224L225 185V188H224V190L223 191H219L218 189H216V194H215V196L213 197V198H209V199H207L208 198V191H209V186H208V184L206 183V181H202L201 182V184L199 185V187L197 186L196 188H197V190L198 189H201L202 188V190L203 191H205V192H203V194L205 195V197H207V198H205L203 201H204V204L206 205V206H208V205H211V210H210V214L213 216V215H217L218 214V209L217 210H215V208L217 207V205H220V207L223 205L224 206V202L226 203L227 202V204H228V206L226 207V206H224L226 209L229 207V211L230 210H232V204H233V202L235 203V201H240V200H243L242 201V203L244 204V206H246L248 203H247V201L246 200H248V202L249 203H251V200H253L251 197H253V194H254V196L256 195V196H258L259 198H262V199H264V176H261L260 175V171H256V170H254V171H250V168H255L256 166H261L262 168H264V150L262 149V151H261V153H258L257 151H255L254 150V148H250V149H248L247 148ZM10 147H12V148H10ZM15 149H14V148ZM19 147H20V149H23V151L21 150V152H20V149H19ZM16 148H18V149H16ZM68 148H70L69 147V145L66 147V148H64V150L63 151H66V153H69V152H71L72 151V149L70 148L69 150H68ZM245 148H247V150H244ZM66 149V150H65ZM7 150V151H6ZM15 150V151H14ZM28 150H31V151H28ZM114 150V151H113ZM14 151V152H13ZM17 151H19V152H17ZM27 151V152H26ZM110 151H112L113 153H115V154H113L112 152H110ZM3 152L1 153V155L3 154ZM12 152H13V154H12ZM16 152V153H15ZM43 152V153H42ZM15 153V154H14ZM72 153V152H71ZM109 153H111V154H109ZM70 154V153H69ZM118 154V155H117ZM1 155H0V157H1ZM18 155V156H17ZM20 155L23 157H20ZM122 155H123V153H122ZM13 156V157H12ZM114 156V157H113ZM8 157L9 158H11L10 160H11V162L9 161V159H8ZM18 158V159H17ZM22 160H21V159ZM5 160V159H4ZM226 162V163H225ZM239 162H240V164H239ZM244 162V163H243ZM232 164V166L234 167V168H239V170L243 173V174H247L248 172V174H250V175H248L247 176V182L242 186V185H239V184H237V181H235V179L233 178V176H232V174L230 173V171H228L227 170V167H228V165H231ZM260 164H262V165H260ZM247 166L248 168H249V171L247 170L246 171V168H244V166ZM33 165H30V167H28L30 170L31 169H33V167H32ZM7 168V169H8ZM247 168V169H248ZM10 169H8V170H10ZM29 169H28V171H29ZM227 170V171H226ZM251 174H254V175H257L256 177H253ZM75 175V174H74ZM78 176V175H77ZM76 175H75V177H77ZM89 176L90 177H98L99 176V174L97 173V172H90V174H89ZM88 176V177H89ZM101 176V178L102 177H104V176H102V175H100ZM249 176L251 177V179H249ZM31 177H33V176H31ZM72 177H74L73 175L70 177L71 179H72ZM94 177V178H95ZM105 178V177H104ZM103 178V179H104ZM254 178V179H253ZM71 179H68L67 181H69L70 182V180ZM90 179V178H89ZM253 179V180H252ZM96 180V179H95ZM90 181L91 180H89V183H90ZM255 181H257L258 182V185L259 186H257L258 188V190H256V191H258V193H256V192H254L253 193V190H254V183H255ZM77 182H79V179L77 178L76 180H73V181H71L68 185H65L67 188H69V189H66V190H64V191H69V197H65L64 199L62 198V197H60V198H62L64 201H67V202H69L68 204H67V202H65V204H67V205H65L64 204V201H62L60 198H59V192L60 193H62L63 192V189L65 188V186H63V188H61V186H62V184H60L59 185V187H57V189L56 190H60L58 193H55V196H56V199L58 200V198H59V200L58 201H60V203L57 201H55L54 202V204L55 205H57V206H59L60 205V208L62 207V209H60L59 211L60 212H62V214H64V212H65V214L67 215L66 216V218L69 220V221H65L64 222V225L63 224H61V225H63L62 227H61V225H59V227H61V230L59 229V227H58V230H57V228H56V231L57 232H54L55 234V236L53 235V241L55 242V240H57V241H60V242H65L66 240H68L67 238H71V237H73V236H75L76 237V235H78V236H87V237H89L91 240H93L94 238H103L104 240L102 241L103 242V248H105L107 251H108V255L109 256H112L113 255V253H115V251L113 250L116 246H118V245H122L123 243H125V241H126V239H128L127 237L129 236H127L126 237V235L127 234H124V233H126L127 231H126V228L128 229V232L127 233H129V234H132L131 232L133 231H136V232H138L139 233V236L140 235H144V236H148V234L147 233H149V236H151V234H150V228H146V226L144 225V223L146 222H143V220H146V213L144 212L146 209L143 207V204H142V199L139 201V198L138 197H140L139 195L136 197V198H138V201H137V199L135 198V201H134V198H132L131 196V194L129 195L131 198H129L128 196H127V194L125 193V191L124 192H121L124 188H122V189H119V187L118 188H116L113 184L111 185V183L110 184H103L102 186L101 185H99L98 184V182L96 183V181L94 182V181H92L93 182V184L91 183L90 185H89V183L87 184L86 182H88V181H86L85 183L83 182V184H81L82 186H80V185H78V183ZM73 183H74V187H73ZM64 185V184H63ZM78 186V187H77ZM234 186H237V187H239L240 188V190H241V196L239 195V193L237 194L236 193V196H235V193L232 191L233 190V187ZM73 187V188H72ZM77 187V188H76ZM251 187H253L252 189H250ZM62 190V191H61ZM252 192V193H251ZM76 193V194H75ZM123 193H125L124 195H122ZM137 193L138 192H136L135 194L137 195ZM201 193H202V191H201ZM134 194V195H135ZM126 195V196H125ZM239 195V196H238ZM72 197V198H71ZM121 197H127L128 199H131L130 201L127 199H123V198H121ZM134 197V196H133ZM236 197V198H235ZM239 198H240V200H239ZM243 198V199H242ZM245 198V199H244ZM250 198H251V200H250ZM69 199V200H68ZM234 200V201H233ZM71 201V202H70ZM137 201V202H136ZM61 202L63 203V204H61ZM206 202H208V204L206 203ZM241 202V201H240ZM246 203V204H245ZM62 205V206H61ZM67 206L68 208H66L67 210H69L68 212V214L66 213V210L64 209L63 210V208L65 207V206ZM70 205V206H69ZM128 206V207H127ZM222 206V207H223ZM5 208V207H4ZM224 208V209H225ZM7 208H5V209H3L2 211H1V214L3 215V217L5 218V219H7L6 217H8V223H10V225H11V228H13L12 230H15V229H18V227L22 224V222L23 221H21L20 222V217H23V215H25V214H23V215H21V216H19L18 215V211L17 210H14V211H12L10 214H9V210L7 209ZM71 209L72 210H74V211H71ZM6 210V211H5ZM144 210V211H143ZM16 211V212H15ZM64 211V212H63ZM141 211V213H139ZM143 211V212H142ZM5 212V213H4ZM4 213V214H3ZM26 213V212H25ZM9 214V215H8ZM18 216V217H17ZM25 217V216H24ZM70 217V218H69ZM219 219H220V221H221V217H219ZM18 220H19V222H18ZM141 221H142V223H141ZM67 222L69 223V224H67ZM75 222V223H74ZM133 222H135L136 224H135V226L137 227L138 225V223H141V224H143L145 227H143V226H140L141 224H139V227H141V228H139L138 227V230H137V228L135 229V230H132L133 228H135V226H134V224H132ZM138 222V223H137ZM18 223V226L16 225L15 226V224H17ZM73 223V224H72ZM67 226H66V225ZM85 224H86V226H85ZM26 225V222L24 221V223H23V226H25ZM70 225V226H69ZM72 225V226H71ZM131 225V226H130ZM67 228H66V227ZM246 226V225H245ZM16 227V228H15ZM63 227H65V228H63ZM83 227H84V229H83ZM130 227V228H129ZM143 227V228H142ZM21 228V227H20ZM246 228H247V226H246ZM125 229V230H124ZM139 229H141V232L139 231ZM143 229V230H142ZM247 229H250V228H247ZM132 230V231H131ZM238 230H240V229H236L235 230V232L236 231H238ZM60 232V234H59V232ZM76 231V232H75ZM124 231V232H123ZM130 231V232H129ZM149 231V232H148ZM233 231H234V229H233ZM66 232V233H65ZM136 232H134V233H136ZM63 233V234H62ZM67 233H68V235H67ZM76 233V234H75ZM93 233H94V235L96 236V234L95 233H97V236L95 237L94 235H93ZM137 233V234H138ZM237 233V232H236ZM56 234L58 235L59 234V236H57L56 237ZM84 234V235H83ZM61 235V236H60ZM64 236V241H61V239L60 240H58L57 238L58 237H63ZM65 235H67L66 237H65ZM70 235V236H69ZM125 235V236H124ZM55 237H56V239H55ZM87 237H86V239H87ZM123 237H125V238H123ZM84 238V237H83ZM90 239H87V240H90ZM13 240V239H12ZM51 240V241H52ZM5 242V243H4ZM54 242H52V243H54ZM123 242V243H122ZM9 244V245H8ZM23 246V248L25 247V251L26 250H28V251H24V254L26 255V256H31L30 254L34 251V248H31L30 246H29V243H26V245H22ZM22 246L20 247V246H17L18 248H13V245L11 244V243H8V242H6L5 240L4 241H2V242H0V264H58V263H12V262H10V259L11 258H13V259H16L18 256H20L18 253L16 254L15 253V251H18V250H20V252H21V248H22ZM19 247H20V249H19ZM28 247H29V249H28ZM44 247V248H43ZM43 247L41 246L40 248H35V252H36V254L34 253V255H39L40 257H43L44 256V258L48 255V254H50L51 252V250H50V247H48V245H43ZM47 248L49 249V250H47ZM16 249V250H15ZM30 249H31V251H30ZM15 250V251H14ZM47 250V251H46ZM41 252V255H40V252ZM29 252V253H28ZM48 252H50V253H48ZM15 253V254H14ZM46 253H47V255H46ZM15 255V256H14ZM37 255V257H39ZM9 256H11V257H9ZM17 256V257H16ZM230 256H232L231 254H230ZM163 257L164 258H166V259H171L170 261H166V262H163V263H126V262H123V261H118V260H115V261H113V262H110V263H87V264H264V263H237L236 261H235V259H234V257H231V262L230 263H204V261H203V259H204V256H202V253L201 252H199V251H196V250H193V249H189V250H186V251H183V252H174V251H172V250H168V251H166L164 254H163ZM182 257H186V258H194V259H197V260H195L194 262H191V263H180L179 261L178 262H176V259H178V258H182ZM10 258V259H9ZM190 258V259H191ZM43 259V258H42ZM175 260V261H174ZM60 264H63V263H60ZM65 264V263H64ZM66 264H79V263H66ZM82 264V263H81ZM83 264H85V263H83Z\"/></svg>",
    "mask_w": 264,
    "mask_h": 264
}]
</instances>
